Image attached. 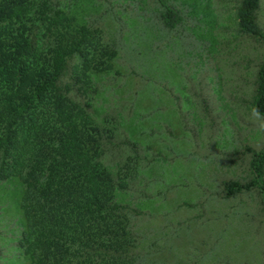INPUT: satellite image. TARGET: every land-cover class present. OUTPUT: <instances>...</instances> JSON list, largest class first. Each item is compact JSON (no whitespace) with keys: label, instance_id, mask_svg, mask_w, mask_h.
Masks as SVG:
<instances>
[{"label":"rangeland","instance_id":"rangeland-1","mask_svg":"<svg viewBox=\"0 0 264 264\" xmlns=\"http://www.w3.org/2000/svg\"><path fill=\"white\" fill-rule=\"evenodd\" d=\"M52 1L117 50L74 99L111 132L100 161L127 183L115 200L136 264H264L260 195L223 192L250 179L246 148L264 147V117L249 111L264 41L238 31L240 0H164L182 18L171 30L157 0ZM257 23L264 31V0ZM23 193L17 178L0 181V264H31Z\"/></svg>","mask_w":264,"mask_h":264},{"label":"trees","instance_id":"trees-1","mask_svg":"<svg viewBox=\"0 0 264 264\" xmlns=\"http://www.w3.org/2000/svg\"><path fill=\"white\" fill-rule=\"evenodd\" d=\"M157 1L162 25L174 29L180 14ZM259 7L260 0H240L236 24L264 41ZM116 55L99 29L52 0H0V181L17 178L24 186L19 246L31 264H136L125 207L115 200L127 183L100 161L111 132L74 99L91 74L113 69ZM72 59L79 62L69 68ZM68 69L71 84L62 80ZM249 111L264 117V64ZM246 151L251 177L223 182L224 197L256 191L264 217V147Z\"/></svg>","mask_w":264,"mask_h":264}]
</instances>
